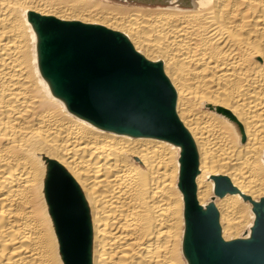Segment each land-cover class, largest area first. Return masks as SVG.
<instances>
[{
    "label": "bare ground",
    "instance_id": "6f19581e",
    "mask_svg": "<svg viewBox=\"0 0 264 264\" xmlns=\"http://www.w3.org/2000/svg\"><path fill=\"white\" fill-rule=\"evenodd\" d=\"M44 17L158 64L180 136L72 111L40 65ZM184 185L224 241L264 215V0H0V264H190Z\"/></svg>",
    "mask_w": 264,
    "mask_h": 264
},
{
    "label": "water",
    "instance_id": "95a60500",
    "mask_svg": "<svg viewBox=\"0 0 264 264\" xmlns=\"http://www.w3.org/2000/svg\"><path fill=\"white\" fill-rule=\"evenodd\" d=\"M36 30L41 68L72 111L107 129L180 136L174 93L159 65L142 58L120 33L53 17L38 19ZM183 187V250L190 264H264V215L249 238L224 241L212 205L203 210Z\"/></svg>",
    "mask_w": 264,
    "mask_h": 264
},
{
    "label": "rangeland",
    "instance_id": "374dc122",
    "mask_svg": "<svg viewBox=\"0 0 264 264\" xmlns=\"http://www.w3.org/2000/svg\"><path fill=\"white\" fill-rule=\"evenodd\" d=\"M131 2H136V1H131ZM180 135V134H179ZM188 158V157H187ZM57 205H58V207L59 208H61V205H60V201H59V198H57ZM67 237L68 238H72V242H71V247L72 248H76V245H77V237L76 236H74V235H72V234H67Z\"/></svg>",
    "mask_w": 264,
    "mask_h": 264
}]
</instances>
